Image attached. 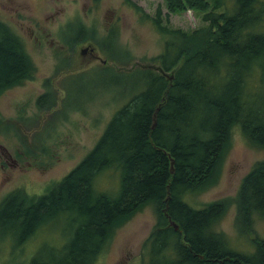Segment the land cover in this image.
<instances>
[{
	"label": "trees",
	"instance_id": "1",
	"mask_svg": "<svg viewBox=\"0 0 264 264\" xmlns=\"http://www.w3.org/2000/svg\"><path fill=\"white\" fill-rule=\"evenodd\" d=\"M125 1L163 36L152 60L171 78L149 66L128 70L138 76V89L114 111L86 155L45 192L15 188L0 199V231L22 228L19 242L34 235L43 219L70 209L79 217L57 252L42 257L38 250L16 263L91 264L113 229L149 205L156 223L144 240L147 250L160 247L176 264H264V238L253 236L254 251L243 253L214 227L229 203L239 231L250 229L255 216L264 218V159L253 162L232 197L197 207L183 197L213 180L231 125L238 123L249 143L264 147V0H163L166 13L200 12V24L188 30L160 23L158 6L149 15ZM122 52L128 60L129 51ZM31 69L19 37L0 21V92L28 78ZM51 100L44 91L36 104ZM105 170L117 173L113 194L94 189Z\"/></svg>",
	"mask_w": 264,
	"mask_h": 264
},
{
	"label": "rangeland",
	"instance_id": "2",
	"mask_svg": "<svg viewBox=\"0 0 264 264\" xmlns=\"http://www.w3.org/2000/svg\"><path fill=\"white\" fill-rule=\"evenodd\" d=\"M130 1L149 15L158 6L160 23L168 27L188 30L201 22L199 11L166 13L163 0ZM0 21L19 37L32 66L28 78L0 92L1 199L15 188L33 195L45 192L84 157L114 111L138 89V76L127 71L156 66L152 58L162 50L164 38L125 0H0ZM86 44L94 46L95 59L80 53ZM115 44L129 51L128 60L110 58L107 52L124 56ZM44 91L52 103L38 107L36 98ZM260 159L264 147L249 143L238 123L231 125L213 180L186 192L184 199L197 207L232 197L242 176ZM94 181L95 190L113 194L117 189L116 172L102 171ZM233 219L234 205L229 203L214 227L223 231L233 249L253 252L251 238H264V218L255 216L250 229L243 231ZM78 220L74 209L53 220L43 219L44 225L22 242V228L0 231V262L26 263L38 250L42 257L57 252L75 232ZM155 223L152 206L136 210L113 229L91 264H176L160 247L152 251L143 247Z\"/></svg>",
	"mask_w": 264,
	"mask_h": 264
},
{
	"label": "flooded vegetation",
	"instance_id": "3",
	"mask_svg": "<svg viewBox=\"0 0 264 264\" xmlns=\"http://www.w3.org/2000/svg\"><path fill=\"white\" fill-rule=\"evenodd\" d=\"M37 38V37H36ZM85 46H87V49L83 52V53H81V48H80V53L82 54V55H86V54H88L89 55V57L90 58H94L95 59V57H97V55L95 54V50H94V46H92L91 44H86ZM84 47V46H83ZM89 48H91V49H89ZM106 50V49H105ZM117 50L118 51H121L122 52V49H120V46H117ZM123 53V52H122ZM123 55H124V53H123ZM114 57H116L117 59H113V60H119V59H125V55L123 56V57H120L117 53L115 54V55H113ZM111 58V57H110ZM105 60L104 59H101V62H104ZM156 66H158V65H156ZM160 67V66H159ZM161 68V67H160ZM153 69H155L156 71H158L156 68H155V66L153 67ZM159 72V71H158ZM161 73V72H160ZM163 74V73H162Z\"/></svg>",
	"mask_w": 264,
	"mask_h": 264
},
{
	"label": "water",
	"instance_id": "4",
	"mask_svg": "<svg viewBox=\"0 0 264 264\" xmlns=\"http://www.w3.org/2000/svg\"><path fill=\"white\" fill-rule=\"evenodd\" d=\"M87 49V46H84L81 48V53H83L85 50ZM91 49V48H89ZM155 68L161 72V74L163 73V75L167 76L169 79L171 78V72L167 73V71H163L159 66H155ZM169 169L170 171H172V157H169ZM172 226L174 229H176L177 225L174 222H171Z\"/></svg>",
	"mask_w": 264,
	"mask_h": 264
}]
</instances>
